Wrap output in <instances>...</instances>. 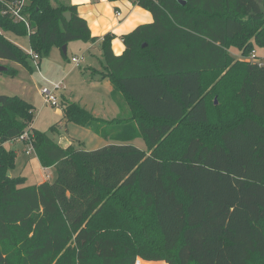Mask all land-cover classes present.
<instances>
[{
    "label": "trees",
    "instance_id": "1",
    "mask_svg": "<svg viewBox=\"0 0 264 264\" xmlns=\"http://www.w3.org/2000/svg\"><path fill=\"white\" fill-rule=\"evenodd\" d=\"M11 1L0 0V59H31L7 32L29 35L40 58L99 38L70 1L28 0L32 32L5 12ZM133 1L153 21L123 35L120 55L114 34L101 41V78L130 109L123 138L64 146L32 127L31 102L0 94V264H264V61L247 59L264 48V0ZM61 104L67 121L117 129ZM25 132L54 180L8 175L17 152L6 143Z\"/></svg>",
    "mask_w": 264,
    "mask_h": 264
},
{
    "label": "rangeland",
    "instance_id": "2",
    "mask_svg": "<svg viewBox=\"0 0 264 264\" xmlns=\"http://www.w3.org/2000/svg\"><path fill=\"white\" fill-rule=\"evenodd\" d=\"M6 37L22 47L27 53L32 50L29 35L7 32ZM89 46L90 44L84 40L71 41L67 45L65 55L62 48L53 45L41 58H31L28 66L14 61L2 62L0 60L1 64L17 69L15 76L6 71H0V94L19 95L31 102L36 112L34 127L47 132L56 142L73 141L76 145L82 144L88 149H94L111 142H117L118 140L114 138H123L121 129H119L123 126L119 125V122L122 118L129 117L130 110L120 93H112V84L109 80L102 82L89 81L92 76L89 66L92 64L99 67L96 71L99 72L97 76H102V64H104L101 49L98 47L90 48ZM256 51L259 54L258 61H264V48L258 47ZM81 55L84 56V59L79 66H75L74 58ZM236 57H239V55H236ZM63 79L67 88L57 91L58 98L62 100L65 94L68 100L76 101L89 108L90 111L92 110L91 112L94 115L98 114L105 117L107 121H111L107 122L111 124V129L117 128L112 130L113 138L102 136L93 129L74 121H67L65 107L62 104L52 105L45 102L42 94L43 87L51 86ZM113 98L121 108V113L118 116H115L114 113L116 110ZM53 125L57 127V130H51ZM132 142L141 148H146L143 137H137ZM7 147L17 151L16 165L11 170L13 176H25L26 185L35 184L43 179L45 172L38 162L36 152L27 153V150L31 147L30 142L18 139L16 142L7 144ZM56 176L57 169L53 166L49 179L54 180Z\"/></svg>",
    "mask_w": 264,
    "mask_h": 264
},
{
    "label": "crops",
    "instance_id": "3",
    "mask_svg": "<svg viewBox=\"0 0 264 264\" xmlns=\"http://www.w3.org/2000/svg\"><path fill=\"white\" fill-rule=\"evenodd\" d=\"M68 1H70L72 4H75L77 6L79 14L87 20L90 26V29L92 31V35L99 37L98 40L95 42H87L90 44L89 47L90 48L98 47L101 49L102 53H103V50L101 47V41L105 34L107 33L114 34L115 37L112 42L113 50L116 54L120 55L124 52L126 48V45L122 38L123 35L126 33H129L130 31H132L133 29H135L137 26L141 24L149 23L153 21L152 13L149 10L143 8L142 6L136 4L133 0H116V1H113V0H68ZM117 12H120L119 16L117 15ZM232 52L234 55H239V57L241 56L239 52L237 51H232ZM255 52L258 56L259 55L258 52L256 50ZM0 60L2 62H7V60L5 59H0ZM89 68L91 69V72H92V76L89 78L90 82H102L105 80L110 81L109 78L103 79L101 78V76H97V73L99 72H96V70H98L99 67L91 64ZM111 90L113 93L114 92L113 84H112ZM63 98H67V96L64 94ZM113 102L115 103L114 104L115 110H116L114 111L115 116L116 115L118 116V114L121 113V110H120L121 108L119 107L117 102H115L114 98H113ZM95 116L103 117V116H99L98 114H96ZM32 127H34V122H33ZM17 140L18 139L8 141L6 143V146L10 142H16ZM72 142L65 143L64 141V143H60V144L64 146H68ZM37 159H38V162L40 163L38 156H37ZM42 168L44 169L45 175H43V179L37 183L46 181L50 177V172H51L52 167L42 166ZM138 261L140 260L138 259ZM143 261L147 263L154 262L153 264H168L164 260H161V261L143 260Z\"/></svg>",
    "mask_w": 264,
    "mask_h": 264
},
{
    "label": "built area",
    "instance_id": "4",
    "mask_svg": "<svg viewBox=\"0 0 264 264\" xmlns=\"http://www.w3.org/2000/svg\"><path fill=\"white\" fill-rule=\"evenodd\" d=\"M28 2V0H13L10 3L7 4V10L5 11L6 13H9L14 19L18 20V21H24L27 26L29 31L32 32V28L29 24L28 21V17L22 13V9L24 7V5ZM117 15H120V12H117ZM31 55V58L34 59H39V55L38 53H36L33 49L30 51L29 53ZM84 59V56H76L74 58V63L76 66H79L81 64V61ZM248 60H258V56L256 54V52H252V54L250 56L247 57ZM260 63H262L263 61H259ZM67 88L66 82L63 79L62 81L59 82H55L53 83L51 86H45L42 89V94L45 98V102L46 103H50L52 105H59L61 104L62 100L58 98L57 95V91L59 90H64ZM17 139H22L24 141H28L31 144V147L27 150V153H32V151H35V147L33 144V140L29 134V132H25L23 135H21V137L17 138ZM139 264V261L137 260V263Z\"/></svg>",
    "mask_w": 264,
    "mask_h": 264
},
{
    "label": "water",
    "instance_id": "5",
    "mask_svg": "<svg viewBox=\"0 0 264 264\" xmlns=\"http://www.w3.org/2000/svg\"><path fill=\"white\" fill-rule=\"evenodd\" d=\"M259 1L261 2L262 0H259ZM183 2H184V1H183ZM64 16H65L68 20H70V19L72 18V13H71L70 11H67V12L64 13ZM63 50H64V52L66 53V51H67V45H64V46H63ZM7 70H8V66L3 65V64L0 63V71H7ZM8 175H11V171L8 172Z\"/></svg>",
    "mask_w": 264,
    "mask_h": 264
}]
</instances>
